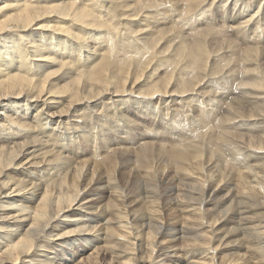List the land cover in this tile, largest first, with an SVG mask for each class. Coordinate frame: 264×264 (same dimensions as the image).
Returning a JSON list of instances; mask_svg holds the SVG:
<instances>
[{
    "label": "bare ground",
    "instance_id": "6f19581e",
    "mask_svg": "<svg viewBox=\"0 0 264 264\" xmlns=\"http://www.w3.org/2000/svg\"><path fill=\"white\" fill-rule=\"evenodd\" d=\"M239 249L264 261V0H0V264Z\"/></svg>",
    "mask_w": 264,
    "mask_h": 264
},
{
    "label": "rangeland",
    "instance_id": "374dc122",
    "mask_svg": "<svg viewBox=\"0 0 264 264\" xmlns=\"http://www.w3.org/2000/svg\"><path fill=\"white\" fill-rule=\"evenodd\" d=\"M169 22V21H168ZM204 28L206 27V25H204L203 26ZM199 29V28H198ZM135 49L137 48V46H135L134 47ZM132 51H134V50H132ZM40 64H43V63H40ZM170 76H171V74L170 73H168ZM168 74H165V76L163 75V77H166ZM160 75H161V73H160ZM178 76L179 77H183V76H181L179 73H178V75H173V80H176L177 78H178ZM170 78H172V76L170 77ZM35 111H36V108H34L33 110H31L30 111V117L32 118L33 117V115H34V113H35ZM245 135H246V138H248V136H250V137H255V138H257L256 137V135L255 134H253V135H250V134H247V133H245ZM167 146L169 147V148H171V145L170 144H167ZM176 154H174V151H171V150H169V151H167V152H165L164 153V155H161V156H158V155H156V154H154V159H158V158H160L161 160H166L168 163H169V168L168 169H166V172H167V174H168V176H167V179L166 180H168L169 181V184L170 185H173V186H176V184L175 183H172V180H173V178H174V176H175V171L174 170H176V168L174 167V163L171 161L172 159H176L177 160V158H176ZM105 160V157H103V161ZM237 165H235V167H236ZM162 167H165V163H163V165H162ZM234 167V168H235ZM160 171L162 172V169H160ZM105 172H103V175L104 176H106V174H104ZM96 175H98V176H96V177H100V174L99 173H97ZM95 177V178H96ZM226 179H224V181L225 180H227L226 182H229V183H231V184H233L234 183V181H235V177L233 176V175H230V176H228V177H225ZM176 181V180H175ZM220 181V180H219ZM223 181V182H224ZM162 192V190H160L159 191V193L160 194H162L161 193ZM106 200H104V202H105ZM97 203V202H96ZM161 205H162V207H163V209L166 211V213H165V220L167 221V222H169L170 223V226L172 227L173 226V229L174 228H180L181 227V224L183 223V220H182V215L181 214H179V212H177V211H174V210H171V211H169L170 209H171V207L170 206H168V207H166L165 205H164V203L162 204L161 203ZM146 206H143V207H139L138 206V208H145ZM137 208V207H136ZM208 208H211V207H208ZM202 209H203V207H202ZM90 217H93V216H91L90 215ZM96 220V221H98L99 222V220H98V216L96 215V216H94L93 217V220ZM89 224H91V223H89ZM94 224H96V223H94ZM231 240H237V239H231ZM93 243H99V242H93ZM85 245V244H84ZM180 245L181 246H183L181 243H180ZM83 246V245H82ZM178 248H181L180 246H177ZM51 251V250H50ZM65 251H66V249H65ZM50 253V252H49ZM81 253V252H80ZM234 253V257H228V254L229 253H227L226 251H220L219 253H218V257H219V262H221L222 261V264H234L235 262H238L239 261V259H240V263L241 264H264V261L263 260H261L260 261V258L258 257V256H255V257H252L251 256V254L249 255V253H245V250L244 249H239L237 252H233ZM241 253V254H240ZM59 254H60V258H62V263H64L65 262V260H66V258H65V256L62 254V252H59ZM244 254H246V256L244 257V258H242L241 256H244ZM241 255V256H240ZM52 256V255H51ZM112 258H111V256L110 255H107V254H105V255H102V254H100L99 256H98V261H99V263L100 264H114L113 262H112V260H111ZM263 259V258H262ZM108 260V261H107ZM244 260V261H243ZM111 261V262H110ZM172 262H174V263H172L171 262V264H189V262L190 261H193L190 257H189V255H185V257L183 256V257H179V258H176V259H172L171 260ZM234 261V262H233ZM226 262V263H225ZM240 263H235V264H240Z\"/></svg>",
    "mask_w": 264,
    "mask_h": 264
}]
</instances>
